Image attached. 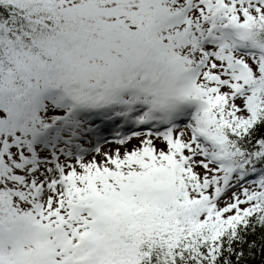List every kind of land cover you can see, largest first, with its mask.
<instances>
[{
    "label": "snow or ice",
    "instance_id": "snow-or-ice-1",
    "mask_svg": "<svg viewBox=\"0 0 264 264\" xmlns=\"http://www.w3.org/2000/svg\"><path fill=\"white\" fill-rule=\"evenodd\" d=\"M0 264H264V0H0Z\"/></svg>",
    "mask_w": 264,
    "mask_h": 264
}]
</instances>
